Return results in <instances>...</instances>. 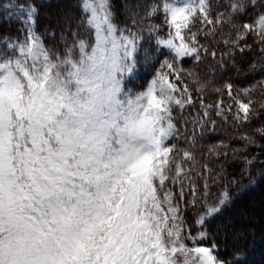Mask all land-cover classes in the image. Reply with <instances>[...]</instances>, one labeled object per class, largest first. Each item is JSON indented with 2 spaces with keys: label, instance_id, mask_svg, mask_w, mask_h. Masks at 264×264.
<instances>
[{
  "label": "snow or ice",
  "instance_id": "snow-or-ice-1",
  "mask_svg": "<svg viewBox=\"0 0 264 264\" xmlns=\"http://www.w3.org/2000/svg\"><path fill=\"white\" fill-rule=\"evenodd\" d=\"M120 7L74 0L42 24L37 0H0V264H248L255 230L223 217L264 182V78L195 68L264 67V0ZM221 125L235 134L208 142Z\"/></svg>",
  "mask_w": 264,
  "mask_h": 264
},
{
  "label": "trees",
  "instance_id": "trees-1",
  "mask_svg": "<svg viewBox=\"0 0 264 264\" xmlns=\"http://www.w3.org/2000/svg\"><path fill=\"white\" fill-rule=\"evenodd\" d=\"M74 0H46L41 5L42 9V24H47L50 22L49 19H45V16L50 17L51 22H55L57 17L60 15L61 11L71 12L75 15H79V12L73 8ZM115 4L116 11L119 14L121 12L120 0H113ZM140 11H143L141 8ZM249 12V16L251 15ZM118 18L123 21V16H118ZM251 42V41H250ZM259 57L256 53H249L245 55L236 56L235 66L233 67L231 62H229L226 70L224 72L218 69L210 70L207 64H201L195 68L202 79L215 80L218 83L223 78H231L238 86H248L261 78H264V67L259 64L255 71L249 69V64L258 62ZM185 68H193L192 63L185 62ZM206 96L210 99L215 98V93L209 88L206 92ZM264 123V114L262 118L254 122V126H260ZM236 130L230 125H221L217 128L215 133L210 134L206 137V140L210 143H216L220 140H229L230 134H235ZM259 143L264 144V140H259ZM233 146H239L238 141H232ZM257 148H250L249 155H257ZM230 165L228 171L230 173L235 172L237 175L238 167L233 165L231 161L228 162ZM259 167L253 168V172H259ZM223 219L235 223L237 227H243L245 229L252 228L255 230V240L250 237L248 244V264H264V182H258L255 186L249 188L247 191H242L236 199L235 205L228 211Z\"/></svg>",
  "mask_w": 264,
  "mask_h": 264
},
{
  "label": "rangeland",
  "instance_id": "rangeland-1",
  "mask_svg": "<svg viewBox=\"0 0 264 264\" xmlns=\"http://www.w3.org/2000/svg\"><path fill=\"white\" fill-rule=\"evenodd\" d=\"M43 2H46V0H37V3L40 5H42ZM145 48H148L149 53H151V45L147 41H145L144 45L141 47V50L137 53V61H138L137 69L135 70L134 74L130 76L127 80V84L133 87L134 89L141 88L144 82L147 79H149L151 76L152 65L151 64L146 65L144 63Z\"/></svg>",
  "mask_w": 264,
  "mask_h": 264
}]
</instances>
